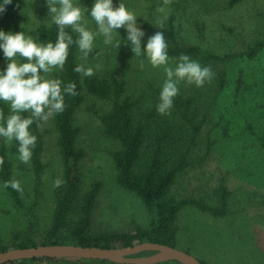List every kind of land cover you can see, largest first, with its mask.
Segmentation results:
<instances>
[{
	"label": "rangeland",
	"instance_id": "374dc122",
	"mask_svg": "<svg viewBox=\"0 0 264 264\" xmlns=\"http://www.w3.org/2000/svg\"><path fill=\"white\" fill-rule=\"evenodd\" d=\"M72 2L83 12V8L90 10L95 0ZM119 3L135 14L137 27L140 26L145 35L161 31L157 19L165 22L173 15L183 44L197 45L221 56L246 51L264 37V0H243L234 7L228 6L229 0H171L169 5H164L163 0H113L114 6L118 7ZM45 7H48L46 0H24L20 10L25 18L21 21L24 29L21 32L26 37L37 39L40 26L55 25L50 22L51 13L41 16L40 11ZM157 7H164L165 12H157ZM87 15L84 13L81 23L95 34L94 46L86 61L78 59L80 64L94 69L93 76L114 70L131 87L146 80L163 84V70L152 68L143 54L133 58L131 45L124 43L126 37L120 29L115 31L113 42L105 45L103 35L97 32L95 22ZM0 54V66L7 67L2 50ZM191 59L203 67L200 60ZM209 67L214 73L210 83L200 88L181 84L179 91L188 92L211 109L216 122L212 133L216 143L201 165L178 177L171 191L178 199L195 198L216 206L217 193L225 187L229 192L228 214L216 216L195 205H185L178 217L177 247L208 264H264V49L253 59L237 57L227 65ZM222 70L227 80L225 88L219 89L217 77ZM57 72L54 69L45 76L54 79ZM100 105L99 99H91L78 114L83 126L81 145L87 151L82 162L83 189L89 190L97 180L104 184L95 215V230L133 231L138 225L149 227L152 215L145 202L117 182L115 163L109 151L112 142L101 133V120L94 111V107ZM42 131L46 141L45 171L40 186L31 161L21 163L15 156L16 144H7L15 178L23 189L25 209H20L14 197L0 184V235L5 243H10L15 233L29 226L31 210L37 216L39 233L46 232L53 220L56 206L53 183L63 175L55 114L44 122Z\"/></svg>",
	"mask_w": 264,
	"mask_h": 264
},
{
	"label": "trees",
	"instance_id": "16d2710c",
	"mask_svg": "<svg viewBox=\"0 0 264 264\" xmlns=\"http://www.w3.org/2000/svg\"><path fill=\"white\" fill-rule=\"evenodd\" d=\"M242 1L229 0L228 6L234 7ZM0 4H3V0H0ZM23 5L24 0H12V3L6 6V11L0 13V30L5 33H17L24 30L21 27V21L25 18L20 13ZM40 14L42 17H47L48 7L42 9ZM174 20L175 17L170 15L161 29L168 45V55L171 57L177 58L181 54H186L190 58L200 60L203 67H209V65L217 66L221 63L227 65L237 57L253 59L264 49V37L258 39L246 51L225 56L204 51L197 45H185L179 38ZM120 30L127 38L125 29ZM58 32L56 25L44 24L38 29L39 38L36 39V43L55 44ZM65 32L72 37L74 43L69 46L64 69L58 71L54 79L62 81V88L74 82L78 93L74 97L66 95L65 111L55 114L59 153L63 163V175L60 179L66 183L54 189L56 206L48 230L39 233L37 216L34 210H31L29 211L31 223L24 230L15 233L10 243H5L0 235V252L12 248L48 244L116 248L152 241L177 246L178 217L185 205H195L216 216L227 215L229 192L225 187L220 190L221 193H217L219 202L216 206L195 198L178 199L171 191L178 177L190 168L201 165L216 143V139L212 136L216 122L211 109L201 105L195 96L182 90L174 98L171 114L160 115L156 106L159 103L163 84L146 80L131 87L114 70L91 77L74 72L75 66L80 64L78 47L75 43L79 36L71 27H66ZM149 37L145 35L142 38V50ZM0 58H2L1 54ZM26 62L28 61L19 57L18 63ZM5 69L6 66H0V72ZM41 75L45 76L43 72ZM226 80V72L222 70L217 77L219 89L225 88ZM91 99L101 101V105L98 108L94 107V111L101 120V133L112 142L109 151L115 163L117 182L145 202L152 215V223L149 227L138 225L133 231L95 230V215L104 184L103 181L97 180L89 190L83 189L82 162L87 156V151L81 145L83 126L78 115L83 105ZM0 111L4 116L2 125H5L7 117L11 115L10 105L0 101ZM21 115L27 118L29 113ZM43 124L44 122H40V126L37 127L34 123L29 129L37 137L31 163L38 186L42 183L45 171L43 154L46 141L42 131ZM0 157L4 159L3 165H0V184L3 185L5 181L16 180V178L9 148L2 137H0ZM7 190L14 197L17 206L24 210L21 193L11 187ZM144 254L146 253L140 255ZM57 261L71 264L93 261L114 264L103 260L45 258L14 261L7 264ZM161 264L181 263L169 261ZM204 264L208 263L204 262Z\"/></svg>",
	"mask_w": 264,
	"mask_h": 264
},
{
	"label": "clouds",
	"instance_id": "9594fccd",
	"mask_svg": "<svg viewBox=\"0 0 264 264\" xmlns=\"http://www.w3.org/2000/svg\"><path fill=\"white\" fill-rule=\"evenodd\" d=\"M12 0H3L0 4V13L6 11V6ZM48 12L51 13V23L58 29L55 44L51 42L36 43V39L25 36L23 32L15 34L5 33L0 30V50L3 51L8 61L7 67L0 72V101L10 105L11 115L6 119L5 125H0V137L4 138L5 144L16 143L17 159L24 164H29L33 155V149L37 144V137L29 129L34 123L37 127L40 122H47L54 114H61L65 111V96H76V84L68 83L63 88L59 79H47L41 72L48 74L54 69L62 71L68 58V49L74 43L72 37L65 32L66 27H71L78 33L79 38L75 41L81 60L86 61L94 46L95 34L88 30L82 23L84 13H88L97 26V32L104 37L105 45L111 44L116 30L124 28L127 38L124 43L131 45V52L134 57L142 54L154 69H162L165 79L159 94V103L156 110L160 115H170L174 104V98L179 94L181 84L203 87L210 83L214 73L210 67H202L199 62L190 58L189 55L181 54L177 58H170L167 52L163 31H157L147 39L143 46L141 40L145 32L137 27L136 16L127 10L123 3L118 7L113 5V0H95L89 10L74 6L72 0H46ZM171 0H163L164 5H169ZM157 12L164 13V7H157ZM166 19V17H165ZM156 23L162 29L164 21L157 19ZM38 39V37H37ZM28 62L18 63L17 57ZM143 67V64L141 65ZM99 68V65L96 66ZM74 72L85 77L94 74L92 67L84 63L78 64ZM22 113H29L27 118ZM4 120L0 112V121ZM4 159L0 157V165ZM66 182L57 178L54 188H59ZM3 187H11L23 193L18 180L5 181Z\"/></svg>",
	"mask_w": 264,
	"mask_h": 264
},
{
	"label": "water",
	"instance_id": "95a60500",
	"mask_svg": "<svg viewBox=\"0 0 264 264\" xmlns=\"http://www.w3.org/2000/svg\"><path fill=\"white\" fill-rule=\"evenodd\" d=\"M141 253L146 254L140 255ZM40 258L103 260L117 264H161L169 261H176L181 264H204L202 260L177 246L152 241L116 248L76 244H48L12 248L0 252V264Z\"/></svg>",
	"mask_w": 264,
	"mask_h": 264
}]
</instances>
